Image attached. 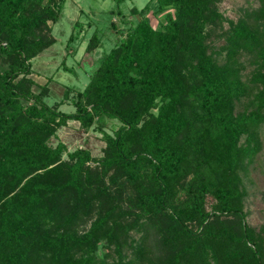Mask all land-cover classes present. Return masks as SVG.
<instances>
[{
	"label": "trees",
	"instance_id": "16d2710c",
	"mask_svg": "<svg viewBox=\"0 0 264 264\" xmlns=\"http://www.w3.org/2000/svg\"><path fill=\"white\" fill-rule=\"evenodd\" d=\"M43 1L0 0V62L5 65L0 67V264H133L147 252L139 244L132 259L123 260L126 231L159 219L165 220L162 238L169 248V262L163 264H176L184 252L205 264L219 259L264 264V229L254 232L242 223L234 171L238 150L247 149L237 145L239 136L264 118V0L244 14L251 22L238 20L225 39L228 55L239 48L258 50L261 71L251 83L237 81L229 67L204 53L207 25L219 16L215 0H148L132 6L129 12L138 20L96 60L83 87L71 96L72 88L65 89L63 98L69 97L73 107L69 112L59 109L62 99L48 104L45 85L26 76L29 59L52 42L34 39L32 32L46 19H56L62 0L53 1L56 10L52 5L30 10ZM149 9L153 15L171 11L152 27L144 16ZM257 85L262 90L246 102L251 108L232 114L233 98ZM101 115L120 125L103 135V155L94 159L102 173L111 170V184L121 175L133 190L138 209L128 212L129 220L123 217L126 211L102 202L106 186L89 187L83 200L84 183L87 188L101 179H79L93 159L87 149L46 144L68 120L88 127ZM223 169L227 172L212 178L213 171ZM41 171L50 175L46 182ZM179 185L187 193L181 207L170 203ZM206 193L215 200L210 212L202 208ZM219 215L239 219L218 226ZM83 216L89 225L77 233ZM186 222H196L197 229ZM102 240L113 246L116 259L96 257Z\"/></svg>",
	"mask_w": 264,
	"mask_h": 264
},
{
	"label": "rangeland",
	"instance_id": "374dc122",
	"mask_svg": "<svg viewBox=\"0 0 264 264\" xmlns=\"http://www.w3.org/2000/svg\"><path fill=\"white\" fill-rule=\"evenodd\" d=\"M53 1L57 4L59 3V0H44L38 7H36L37 5L32 6L30 10H42L46 5H52L54 10H56L57 5ZM147 1L122 0L116 4L115 0H62L60 7H58L56 19H46L45 22L37 25L32 32V38H51L52 42L50 43L51 45L43 49L35 57L29 59L31 70L26 76L32 78L38 85H45L48 89L45 101L48 104L62 99L59 109L65 112L73 110L69 97L67 99L63 98L65 89L67 87L69 89L72 88L69 92V96H71L76 88L80 89L83 87L86 83L87 75L94 69L96 60L122 40L127 35L130 24L138 20L137 16L129 12L132 6L140 8ZM214 5L219 16L213 25H207L209 30L204 41L206 45L204 53L221 67H229L237 81L251 83L250 79L252 76L257 71H261L259 58L256 57L258 50L251 49V51H248L247 48H239L228 55L225 48L227 44L225 39L229 34V27L238 20L242 21L243 19L247 23L251 22L250 16L244 14H248L250 10L258 6L257 0H215ZM30 10H28L29 15L32 12ZM166 11L170 12L171 9H166L157 15H153L152 9H149L144 16L152 27H158L163 20V13ZM92 34L96 37L94 44V40L90 39ZM0 67H5V65L0 62ZM190 83L191 80L188 79V84ZM36 89L38 88H33V90ZM248 89V94H239L238 97L233 98V101H231L232 114L249 110L251 107H246V102L249 99L254 100L255 95L262 90V86L257 85L255 88L250 86ZM181 103L184 104V100ZM150 111L154 113L155 108L150 109ZM262 114L264 115V108ZM119 125L118 119L104 115L95 116L93 123L88 127L79 125L77 121L68 120L64 125L56 129L55 135L50 136L46 144L53 146L57 141H60L67 150L75 148L87 149L93 159L85 163L84 172H82L79 179L86 182L85 179L92 180L93 175L101 179L99 183L90 182L91 185L86 186L87 188H85L84 183L83 193H86L83 200H87L85 198H87L89 191L87 189L89 187L95 189L97 187L100 188L101 185L106 186V189H103L107 192V195L101 197L102 202L113 204L117 207L116 210L121 208V211H126L123 217L129 220L131 214L127 215L128 212L132 209H138L133 204V190L121 175L115 177L111 184L109 180L111 170L107 173H102V168L94 159L103 155V135H111ZM246 138H249V140ZM237 145L239 148L247 147V149L238 150L239 159L234 168L242 223L254 230V232H260L259 230L264 229V118L259 124L247 129L246 134L240 135ZM61 159H66L65 153H62ZM222 172L227 171L224 169L218 172L213 171L212 178L215 179L218 175L219 178L222 176ZM40 173L43 181L46 182L50 175L44 171ZM23 181L18 184V187ZM18 187L15 188V191ZM108 192L111 194L109 195ZM186 196L187 193L179 185L170 203L179 207L184 206L182 203H184ZM214 203L215 200L209 193H206L202 202L203 211L210 212L213 209L212 206L214 207ZM101 204L103 205V203ZM164 216H166L165 213ZM91 217H94V214H91ZM227 219L237 221L239 218L232 215H219L217 221L214 220V222L221 226ZM80 220V224L75 227L77 233L83 232L90 222L88 218L84 220V216ZM159 220L161 221H157L159 224L154 221H147L146 223L143 221V225L128 228L125 237L127 242L125 240V245L120 249L123 260L132 259L133 247L140 244V247L147 252L146 258L135 259L133 264H150V262L155 260L163 264L168 261L167 252L169 248L166 249L162 238L165 220ZM186 225L192 230L197 229L196 222H186ZM235 227L236 229L240 228L238 224ZM95 255L97 258L107 256L108 260L110 256L113 259L117 258L113 246L105 243L104 240L98 243ZM177 259L176 264H205L196 258H190L185 252L180 258L178 256ZM172 260H175V257ZM213 262H209V264H231L229 261H226V263L222 259Z\"/></svg>",
	"mask_w": 264,
	"mask_h": 264
}]
</instances>
